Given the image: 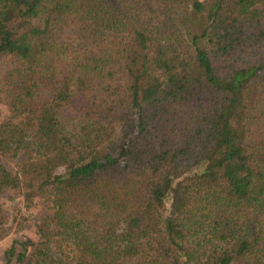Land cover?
I'll list each match as a JSON object with an SVG mask.
<instances>
[{
    "label": "trees",
    "instance_id": "1",
    "mask_svg": "<svg viewBox=\"0 0 264 264\" xmlns=\"http://www.w3.org/2000/svg\"><path fill=\"white\" fill-rule=\"evenodd\" d=\"M0 103L45 264H264V0H0Z\"/></svg>",
    "mask_w": 264,
    "mask_h": 264
},
{
    "label": "rangeland",
    "instance_id": "2",
    "mask_svg": "<svg viewBox=\"0 0 264 264\" xmlns=\"http://www.w3.org/2000/svg\"><path fill=\"white\" fill-rule=\"evenodd\" d=\"M8 116L6 106L0 103V122H5ZM23 159L25 156L22 150L18 151L17 156L13 158L0 154V162L12 174H15L17 164ZM18 190L20 189L14 187L0 190V264L14 263V260L6 263V250L11 246L13 239L24 240L25 238L31 239L34 243L28 247L23 264H45L48 250L45 251V245L42 244L43 240L37 230L38 226L44 223L48 227V232L51 233L50 219L53 209L40 198H34L30 205H27L24 195ZM41 250L44 253H41Z\"/></svg>",
    "mask_w": 264,
    "mask_h": 264
}]
</instances>
